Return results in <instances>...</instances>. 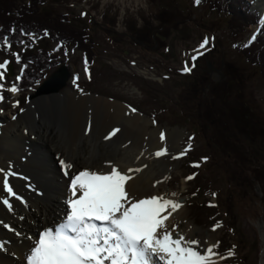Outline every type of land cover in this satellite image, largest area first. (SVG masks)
Wrapping results in <instances>:
<instances>
[{
  "label": "rangeland",
  "instance_id": "rangeland-1",
  "mask_svg": "<svg viewBox=\"0 0 264 264\" xmlns=\"http://www.w3.org/2000/svg\"><path fill=\"white\" fill-rule=\"evenodd\" d=\"M262 1L239 4L241 9L247 2L262 18L261 27L251 24L232 34L226 14L195 0H42V9L52 11L55 22L64 14L67 22L85 29L94 59L85 65L73 42L55 49L57 41L48 34L33 38V50L41 47L56 55L58 62L46 77L61 65L68 69L58 94L121 102L144 116L148 127L159 131L157 136L175 135L178 149L167 155L175 165L172 175L179 172L176 180L184 182L175 202L185 210L189 229L197 226L214 235L216 252L224 257L216 264L264 261V70L239 49L255 36L264 37ZM206 37L209 45L199 49ZM25 48L27 44H0V63L8 61L11 73L3 81L0 137L8 120L26 112H19L26 105L21 104L23 96L6 90L19 71L15 53ZM197 50L202 55L193 61ZM206 61L222 76L209 73ZM186 66L190 72L183 71ZM40 83L24 97L34 94ZM96 108L90 104L87 112L93 114ZM7 156L12 155L2 153L0 159L7 162ZM173 188L179 189L176 181ZM230 242L232 257L224 251Z\"/></svg>",
  "mask_w": 264,
  "mask_h": 264
},
{
  "label": "bare ground",
  "instance_id": "bare-ground-1",
  "mask_svg": "<svg viewBox=\"0 0 264 264\" xmlns=\"http://www.w3.org/2000/svg\"><path fill=\"white\" fill-rule=\"evenodd\" d=\"M262 13L264 16V6ZM58 93H38L24 107L25 113L19 114L16 121L8 120L3 127L0 157L8 152L12 156H7V162L0 159V168L11 167L16 173L10 177V184L20 199L10 198L11 212L0 204V245H3L0 264H26L25 257L39 233L46 228L54 229L65 219L70 180L60 160L73 165L71 175L81 170L106 173L111 166L131 174L126 190L135 199L156 195L176 201L184 186L183 180H176L179 172L172 175L175 165L167 155L178 149L173 133L161 141L157 136L159 131L150 129L144 116L121 102ZM90 104L97 106L93 114L87 112ZM88 117L93 123H85ZM120 120L126 121L116 123ZM116 128L120 131L106 140L105 136ZM161 148L166 149L167 154L156 157L154 150ZM136 168L140 171L127 172ZM175 181L179 185L177 190L173 188ZM0 198H7L2 183ZM171 211L168 209L164 214ZM184 219H187L185 210L177 209L165 221L169 230L175 226L173 238L183 235L186 241L197 239L203 248L213 244L212 233H204L197 226L189 229ZM5 224L12 230L4 227Z\"/></svg>",
  "mask_w": 264,
  "mask_h": 264
},
{
  "label": "snow or ice",
  "instance_id": "snow-or-ice-1",
  "mask_svg": "<svg viewBox=\"0 0 264 264\" xmlns=\"http://www.w3.org/2000/svg\"><path fill=\"white\" fill-rule=\"evenodd\" d=\"M196 2L199 3V0ZM21 35L29 34L21 30ZM0 40L10 47L8 36L0 37ZM209 42L206 37L199 49H205ZM199 55L202 52L197 50L192 60L195 61ZM16 60L20 61L18 54ZM8 65V61L0 63V102L4 100L3 81ZM87 71L85 67V72ZM183 71L190 72L191 68L186 66ZM23 73L24 68H21L16 81L22 78ZM6 90L18 92V84L13 83ZM119 131L118 128L113 129L105 139H111ZM160 140H165L163 132L160 133ZM166 154L167 150L164 148L155 152L156 157ZM60 164L70 180V197L66 201L68 211L58 226L54 229L46 228L39 233L35 245L25 257L26 264H216L218 259H224L216 252L218 243L203 248L197 239L186 241L183 235L173 238L175 226L169 230L165 223L171 212L164 213L168 209L175 211L181 205L172 199L156 195L135 199L126 190L127 182L132 179L131 175L115 166H111L106 173L81 170L71 175L73 165L64 160H60ZM133 171L139 172L140 169L127 170L128 173ZM0 175L3 191L7 193V198H0V204L11 212L13 205L10 198L20 199L10 184V177L16 173L11 167L8 170L0 168ZM4 227L12 230L6 224ZM233 255L229 250L227 256Z\"/></svg>",
  "mask_w": 264,
  "mask_h": 264
},
{
  "label": "trees",
  "instance_id": "trees-1",
  "mask_svg": "<svg viewBox=\"0 0 264 264\" xmlns=\"http://www.w3.org/2000/svg\"><path fill=\"white\" fill-rule=\"evenodd\" d=\"M16 1L18 0H0V37L8 36L12 47H22L27 44V48L20 49L14 56L15 63L19 67L17 76L21 74V68H24L22 78L19 81L15 80L19 87L18 92L21 97L23 96L22 104L26 99L23 94L39 84L46 77L48 70L58 62L56 55L50 51L41 47L33 50V38L42 37L47 33L57 41L55 49L63 47L69 41L73 42L75 48L81 51L83 62L87 61L85 65L91 64L94 58L92 45L91 43L87 44L86 38L83 36L85 29H78L67 22L66 15L62 14L60 21L55 22L53 18L56 15L50 10L42 9V0H29L26 3H16ZM204 3H208L209 7L216 12L227 15L228 29L232 34L257 23V15L249 11L247 2L241 5V9L239 5L241 0H199L197 4ZM13 29L14 31H12ZM21 30L29 35H21ZM0 44H4L2 40H0ZM238 45L236 44V46ZM7 47L9 46H5V48ZM239 49L249 62L257 64L264 70V37L262 35L239 45ZM17 54L20 57L19 62L16 60ZM215 203L218 202L215 201ZM226 226L230 228L228 223ZM230 247H233L231 242L226 245L224 251L230 250Z\"/></svg>",
  "mask_w": 264,
  "mask_h": 264
},
{
  "label": "water",
  "instance_id": "water-1",
  "mask_svg": "<svg viewBox=\"0 0 264 264\" xmlns=\"http://www.w3.org/2000/svg\"><path fill=\"white\" fill-rule=\"evenodd\" d=\"M206 65L208 67V72L212 71V67L208 61H206ZM8 74L10 73V66L8 67ZM68 69L65 65L59 66L57 69H55L53 72H51L41 83L39 86H37L34 90V94H30L27 97L26 105L31 102L34 96H36L38 93H44V92H55L64 87L66 84V81L68 79ZM25 105V107H26ZM24 109V108H23ZM22 109V110H23ZM22 110L20 112H22Z\"/></svg>",
  "mask_w": 264,
  "mask_h": 264
},
{
  "label": "flooded vegetation",
  "instance_id": "flooded-vegetation-1",
  "mask_svg": "<svg viewBox=\"0 0 264 264\" xmlns=\"http://www.w3.org/2000/svg\"><path fill=\"white\" fill-rule=\"evenodd\" d=\"M206 48H207V47H206ZM206 48H205V49H206ZM203 50H204V49H203Z\"/></svg>",
  "mask_w": 264,
  "mask_h": 264
}]
</instances>
